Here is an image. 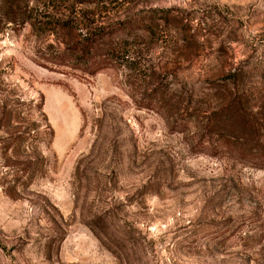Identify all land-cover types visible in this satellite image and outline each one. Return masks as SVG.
Here are the masks:
<instances>
[{
  "label": "rangeland",
  "instance_id": "obj_1",
  "mask_svg": "<svg viewBox=\"0 0 264 264\" xmlns=\"http://www.w3.org/2000/svg\"><path fill=\"white\" fill-rule=\"evenodd\" d=\"M77 1L0 0V264H264V0Z\"/></svg>",
  "mask_w": 264,
  "mask_h": 264
},
{
  "label": "trees",
  "instance_id": "obj_2",
  "mask_svg": "<svg viewBox=\"0 0 264 264\" xmlns=\"http://www.w3.org/2000/svg\"><path fill=\"white\" fill-rule=\"evenodd\" d=\"M104 2H106V0H78L76 4L83 5ZM62 26H64V23ZM104 37L105 35L100 30L97 33L88 34L81 38V40H78V43H74L71 50H67L66 52L62 53L64 54L63 57L66 56V60H68L67 66H69V68L74 71H80L83 73H86L87 71L89 72V67L92 64L90 59L91 57H93L94 53L99 52V49L103 48L102 40L104 39ZM68 53L69 55L67 57L66 54ZM100 58L102 59L103 63L100 64V67L97 70H100L106 66V54H101Z\"/></svg>",
  "mask_w": 264,
  "mask_h": 264
}]
</instances>
